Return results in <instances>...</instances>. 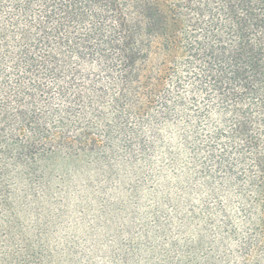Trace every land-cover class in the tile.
I'll return each instance as SVG.
<instances>
[{
    "label": "rangeland",
    "instance_id": "1",
    "mask_svg": "<svg viewBox=\"0 0 264 264\" xmlns=\"http://www.w3.org/2000/svg\"><path fill=\"white\" fill-rule=\"evenodd\" d=\"M194 4L199 25L181 31L183 51L149 107H129V96L117 109L118 74L95 67L82 83L105 96L67 118V145L0 171V264H264V80L242 102L252 145L188 49L216 44L211 21L226 26V5ZM250 8L264 14V0Z\"/></svg>",
    "mask_w": 264,
    "mask_h": 264
},
{
    "label": "trees",
    "instance_id": "2",
    "mask_svg": "<svg viewBox=\"0 0 264 264\" xmlns=\"http://www.w3.org/2000/svg\"><path fill=\"white\" fill-rule=\"evenodd\" d=\"M174 1L0 0V171L12 162L33 163L67 145V118L94 111L105 96L103 91L91 95L82 83L90 81L95 67L109 76L118 74L117 109L125 108L120 101L129 96V107H149L166 64L183 51L181 31L196 28L200 20L193 15L202 14L194 0H176L191 12L184 18ZM222 1L226 26L211 21L216 44L201 47L194 40L188 49L203 55L213 90L233 103L240 133L257 145L242 102L264 80V14L255 15L250 8L260 0ZM238 7L246 15L238 16ZM213 65L220 69L214 71ZM261 98L258 109L264 116V94ZM58 99L67 105H56ZM257 165L264 181V157Z\"/></svg>",
    "mask_w": 264,
    "mask_h": 264
}]
</instances>
